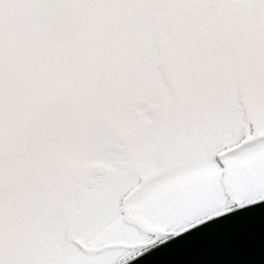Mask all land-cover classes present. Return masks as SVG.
<instances>
[{
	"label": "snow or ice",
	"instance_id": "6c2138e0",
	"mask_svg": "<svg viewBox=\"0 0 264 264\" xmlns=\"http://www.w3.org/2000/svg\"><path fill=\"white\" fill-rule=\"evenodd\" d=\"M264 242V0H0V264H196Z\"/></svg>",
	"mask_w": 264,
	"mask_h": 264
},
{
	"label": "water",
	"instance_id": "95a60500",
	"mask_svg": "<svg viewBox=\"0 0 264 264\" xmlns=\"http://www.w3.org/2000/svg\"><path fill=\"white\" fill-rule=\"evenodd\" d=\"M196 264H264V242L257 236L250 249L201 257Z\"/></svg>",
	"mask_w": 264,
	"mask_h": 264
}]
</instances>
